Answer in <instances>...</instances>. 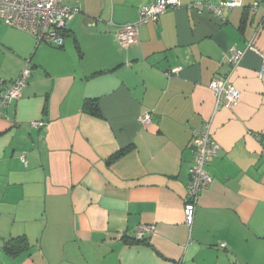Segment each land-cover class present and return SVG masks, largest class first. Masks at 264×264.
<instances>
[{"label":"crops","instance_id":"0c3cea01","mask_svg":"<svg viewBox=\"0 0 264 264\" xmlns=\"http://www.w3.org/2000/svg\"><path fill=\"white\" fill-rule=\"evenodd\" d=\"M154 1L63 0L81 8L63 48L0 22V90L32 66L0 116V264H264V0H242L223 22L197 4L228 0H180L119 43ZM233 48L245 53L234 71ZM226 75L241 97L215 111L210 85ZM86 100L101 118L83 111ZM207 121L220 151L190 231L193 136ZM140 226L153 228L150 247L128 242ZM11 241L24 249L8 253Z\"/></svg>","mask_w":264,"mask_h":264},{"label":"built area","instance_id":"2783aa9c","mask_svg":"<svg viewBox=\"0 0 264 264\" xmlns=\"http://www.w3.org/2000/svg\"><path fill=\"white\" fill-rule=\"evenodd\" d=\"M63 0H0V22L4 25L17 29L31 35L40 44H50L56 48L65 46V31L68 23L81 12L80 7H67L62 5ZM262 3L257 2L253 8L256 11ZM180 0H155L149 5L143 6L140 11V20L135 24L125 25L116 34V39L121 44H133L139 35V28L147 22L159 23V19L169 9L181 7ZM203 7V12L210 11L222 22L224 10H232L243 6L242 0H228L218 4L209 1L197 4ZM260 28L256 32L258 35ZM248 50L260 54L253 41L248 43ZM245 53L236 49H231L227 54L228 62L234 71L241 63ZM181 69L173 71L178 74ZM32 73L30 61L22 69L19 77L10 87H6L0 92V116L6 117L4 112L21 97ZM264 73V58L260 76ZM2 84V81H0ZM215 95V111L222 107L232 108L241 97V93L234 85L231 75L221 76L212 80L210 85ZM152 115L146 113L141 117V121L149 124ZM30 126L35 129H44L47 126L45 121H33ZM195 157L190 170V182L188 184L187 195L184 205L185 225L191 231L195 223L196 210L202 191L208 189L213 178L208 171V165L212 158L216 157L220 151V145L216 141L212 132V122L204 123L201 130L194 132ZM153 228L150 226H140L137 229V239L143 240L145 234ZM221 243V247H225Z\"/></svg>","mask_w":264,"mask_h":264},{"label":"trees","instance_id":"16d2710c","mask_svg":"<svg viewBox=\"0 0 264 264\" xmlns=\"http://www.w3.org/2000/svg\"><path fill=\"white\" fill-rule=\"evenodd\" d=\"M2 23V22H1ZM3 24V23H2ZM4 25V24H3ZM6 26V25H5ZM8 27V26H6ZM11 28V27H9ZM14 29V28H12ZM17 30V29H15ZM50 45V44H49ZM21 73V72H20ZM20 75V74H19ZM19 77V76H18ZM31 77V76H30ZM30 79V78H29ZM16 80V79H15ZM14 80V81H15ZM12 81L10 83L9 86H5L4 88L6 87H10L13 82ZM29 81V80H28ZM28 84V83H27ZM2 85V84H0ZM2 88V89H4ZM1 89V90H2ZM0 90V92H1ZM83 111L91 116H94V117H98V118H101L102 117V114H101V109H100V106H99V103L97 100H86L83 104ZM131 150V147H127V148H124L120 151H118L117 153H115L109 160H108V163L109 164H112L114 162H116L117 160L121 159L122 157H124L129 151ZM146 235V234H145ZM128 242L130 244H144V245H147V246H151L150 243L146 242L145 240V236L143 238V240H139L137 239V236L135 239H132V240H128ZM6 251L12 255H15V254H18L19 252H21L23 249H24V246L22 245H19V244H14L13 241L9 242L6 246Z\"/></svg>","mask_w":264,"mask_h":264}]
</instances>
